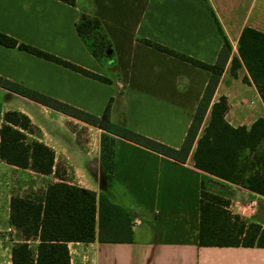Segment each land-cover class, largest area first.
<instances>
[{
	"label": "crops",
	"instance_id": "obj_1",
	"mask_svg": "<svg viewBox=\"0 0 264 264\" xmlns=\"http://www.w3.org/2000/svg\"><path fill=\"white\" fill-rule=\"evenodd\" d=\"M84 16L99 18L113 43L112 51L100 60L76 31L77 20ZM246 27L264 33V0H76L75 5L0 0V32L112 82L1 43L0 76L96 115H102L113 98L112 121L180 148L211 73L145 41L213 64L224 45L223 35L228 38L230 57L200 137L212 105L222 96L228 101L225 120L231 126L250 128L264 117V99L239 55ZM8 111L29 116L37 131L27 133L28 141L50 146L55 163L51 173L42 174L11 165L0 155V230L12 234L7 237V256L0 239V264H11L14 244L23 241L10 223L11 198H44L49 184L63 180L105 192L130 212L133 221L132 242H69L71 264H264V247L258 245H201L203 187L226 199L232 213L262 226L264 195L198 169L197 143L180 162L116 137L109 184L100 155L102 129L0 86V129ZM38 242L30 243L35 251Z\"/></svg>",
	"mask_w": 264,
	"mask_h": 264
},
{
	"label": "trees",
	"instance_id": "obj_2",
	"mask_svg": "<svg viewBox=\"0 0 264 264\" xmlns=\"http://www.w3.org/2000/svg\"><path fill=\"white\" fill-rule=\"evenodd\" d=\"M71 5L76 0H61ZM211 13L219 25L213 10ZM78 35L100 60L112 51L113 43L102 22L94 16H84L75 24ZM223 32V31H222ZM224 36V45L215 63L209 64L158 43H145L163 52L210 71V79L195 112L193 121L180 148L145 136L111 119L108 102L102 115H96L76 106L45 95L27 86L0 76V86L19 93L47 107L59 110L87 124L102 129L101 161L109 184L114 170L116 137H122L185 162L192 148L195 166L242 187L264 195V117L250 128L233 127L225 120L227 98L222 96L212 105L209 124L199 137L201 127L231 53V44ZM0 43L55 61L92 78L111 83L112 80L75 63L59 58L41 49L0 32ZM239 55L264 99V33L246 27L239 39ZM238 60L233 59L237 66ZM37 128L29 116L19 111H8L0 129V155L11 165L49 174L55 163L54 150L39 140L28 141V132ZM229 202L221 196L202 190L200 243L206 246L264 247V226L248 222L228 210ZM10 223L19 231L23 241L12 248L11 264H71L69 242H132L133 221L129 211L115 203L105 192L59 181L49 184L44 198L27 194L15 195L10 203ZM39 241L36 251L31 242Z\"/></svg>",
	"mask_w": 264,
	"mask_h": 264
},
{
	"label": "rangeland",
	"instance_id": "obj_3",
	"mask_svg": "<svg viewBox=\"0 0 264 264\" xmlns=\"http://www.w3.org/2000/svg\"><path fill=\"white\" fill-rule=\"evenodd\" d=\"M7 237H12V234H10V231H5V230H0V239L4 240L3 241V246H2V252L7 256V252L9 253V250L6 249L7 245L6 244H9L10 242L7 240L8 238ZM4 255V256H5Z\"/></svg>",
	"mask_w": 264,
	"mask_h": 264
}]
</instances>
